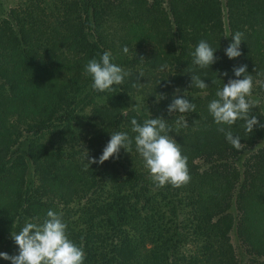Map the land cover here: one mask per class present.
<instances>
[{"label":"trees","instance_id":"16d2710c","mask_svg":"<svg viewBox=\"0 0 264 264\" xmlns=\"http://www.w3.org/2000/svg\"><path fill=\"white\" fill-rule=\"evenodd\" d=\"M236 31L244 33L242 55L229 59L225 35ZM202 39L217 49L208 69L192 65ZM105 51L131 75L114 92L97 93L84 66ZM243 64L261 100L251 114L264 123V0H42L22 9L0 2V252L18 254L11 232L52 209L84 249V264H264V128L247 133L237 121L236 150L207 108ZM189 68L209 87H189ZM176 88L196 104L184 113L188 126L170 133L191 180L157 188L130 121L163 117L175 127L183 114L167 108ZM159 94L166 98L157 104ZM86 100L98 143L89 158L118 131L133 138L132 153L121 148L119 159L84 169L87 156L70 143Z\"/></svg>","mask_w":264,"mask_h":264},{"label":"clouds","instance_id":"9594fccd","mask_svg":"<svg viewBox=\"0 0 264 264\" xmlns=\"http://www.w3.org/2000/svg\"><path fill=\"white\" fill-rule=\"evenodd\" d=\"M232 37V42L224 49L229 59H235L242 55L240 46L244 41V33L236 31L234 34H226L225 37ZM122 51L127 54L129 48L124 46ZM214 49L207 40H200L195 50L191 52L192 65L199 69H208L217 61ZM178 53V52H177ZM111 51H105L98 58L90 59L84 66V74L91 78V90L97 93L114 92L116 85L125 82V78L131 73L113 63ZM144 61V58H140ZM166 65L161 66L163 70ZM247 65L234 66L232 71L237 77L229 79L227 83L218 88L215 96L207 106L208 112L217 125V131L224 135L226 141L236 150H241L242 143L239 135H234L231 127L237 121H243L241 125L247 133H252L254 128H264L256 115L251 110L259 107L260 99L253 98V76L248 73ZM187 72L192 73L189 87L204 90L209 86L205 80L196 73L195 69L189 68ZM136 76L139 82L144 77L143 71ZM224 76L228 73L224 72ZM240 77H243L242 79ZM213 83L217 81L213 79ZM136 84H133L135 87ZM181 89L176 88L172 102L168 105L169 115L174 113L196 112V104L190 102L188 91L184 96L180 95ZM132 97V96H131ZM137 103L132 106L133 110L139 113V101L132 97ZM164 94L156 95V103L165 99ZM197 97L193 96L195 100ZM131 132L135 134L134 143L136 152L143 161L144 168L148 170L149 178L157 188L171 185L173 188H180L187 185L190 180L188 168V157L183 155L181 146L176 139L170 135L175 131L181 133L182 127H187V120H176L175 127L169 125L163 117L148 118L140 123L133 118L131 121ZM133 138L127 132H111L110 140L103 148L99 158H89L87 155L84 169L88 170L93 164L103 165L104 162L115 157L119 159L121 148L132 153ZM40 221V218H35ZM15 223L13 224V228ZM68 225L63 219V213L49 209L42 222L28 221L19 232L12 231L11 239L18 246V254L9 255L7 252H0V258L10 260L11 264H84L86 254L81 246L73 242L68 235Z\"/></svg>","mask_w":264,"mask_h":264},{"label":"rangeland","instance_id":"374dc122","mask_svg":"<svg viewBox=\"0 0 264 264\" xmlns=\"http://www.w3.org/2000/svg\"><path fill=\"white\" fill-rule=\"evenodd\" d=\"M42 0H0V2L3 4L4 8H29L31 4H35L36 2H40ZM143 97V94L141 96H137L138 100H141ZM91 108L92 104L88 103V100L85 101V104L83 105V112H79L78 116H83V122L84 125L82 127H79L76 125L72 131L73 141L70 144H75V148L80 150L82 155L84 156H91L94 153H96V150L98 148V143L94 141L93 135L94 130L96 129V126H91L89 124L88 117L91 116ZM182 120L188 118L187 114L179 115ZM77 124V123H76ZM23 129V127H22ZM25 132V130H21ZM67 148V147H66ZM69 149V148H68Z\"/></svg>","mask_w":264,"mask_h":264}]
</instances>
